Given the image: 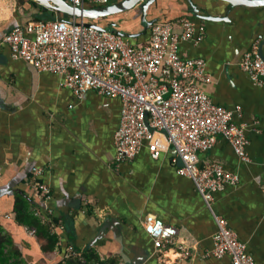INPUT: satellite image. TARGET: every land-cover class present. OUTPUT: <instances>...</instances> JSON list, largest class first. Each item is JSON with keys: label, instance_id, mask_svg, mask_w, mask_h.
<instances>
[{"label": "crops", "instance_id": "crops-1", "mask_svg": "<svg viewBox=\"0 0 264 264\" xmlns=\"http://www.w3.org/2000/svg\"><path fill=\"white\" fill-rule=\"evenodd\" d=\"M91 6L97 5L85 4ZM48 15L68 17L36 0H0V38L17 25ZM184 16L204 24L206 33L198 44L182 43L181 55L205 59L212 82L202 88L217 104L241 106L233 121L247 125L249 139V161L241 160L224 137L199 153L202 165L218 161L239 176L236 185L215 193L210 205L194 181L178 173L172 147L155 158L145 143L134 158L116 161L120 98L89 90L77 99L61 74L40 71L13 58L8 45L0 47V223L12 232L28 263L75 264L82 258L86 264H232L228 255L205 254L213 247L218 214L256 262L264 264V86L239 66L253 43L264 58V3L155 0L146 18L176 22ZM92 21L114 23L133 43L150 37L139 5ZM34 167L42 168V175L35 176ZM36 181L50 185V200L37 196ZM17 193L37 203L42 220L58 236L53 256L44 254L26 225L16 223ZM149 213L178 228L176 240L192 245L188 256L174 245L154 246L143 225Z\"/></svg>", "mask_w": 264, "mask_h": 264}, {"label": "built area", "instance_id": "built-area-1", "mask_svg": "<svg viewBox=\"0 0 264 264\" xmlns=\"http://www.w3.org/2000/svg\"><path fill=\"white\" fill-rule=\"evenodd\" d=\"M66 1L81 7L112 2ZM84 22L71 17L29 21L0 38V47L8 45L13 58L24 59L40 71L61 74L64 85L77 99L89 90L120 98L121 119L114 137L117 162L134 158L145 143L155 158L172 147L178 173L194 181L208 205L226 185H236L239 176L221 162L202 165L199 159L200 152L224 137L241 160H250L247 125L233 121L241 106L231 109L215 103L201 86L212 82L205 59L181 55L182 43L202 41L205 25L189 16L176 22L157 20L150 25L146 41L133 43L116 31L100 30ZM239 66L255 84L264 86V58L256 43L243 54ZM42 173V168H33L35 176ZM35 184L37 196L43 201L52 198L48 183ZM35 214L40 215V211ZM214 217L217 229L213 247L205 254L228 255L232 264H258L228 220L218 214ZM143 225L156 248L174 245L183 256L189 255L192 245L186 239L176 240L179 231L174 225L154 213L145 216ZM25 230L36 233L33 226L26 225Z\"/></svg>", "mask_w": 264, "mask_h": 264}, {"label": "trees", "instance_id": "trees-1", "mask_svg": "<svg viewBox=\"0 0 264 264\" xmlns=\"http://www.w3.org/2000/svg\"><path fill=\"white\" fill-rule=\"evenodd\" d=\"M33 207V209H32ZM35 207V208H34ZM39 210V214L35 211ZM13 211L15 212V221L19 225L33 226L36 228V239L41 243V249L48 257L53 256L54 248L58 241V236L51 231L49 223L42 220L41 210L37 203L22 193L15 196ZM29 246V244H27ZM85 258L87 255L84 256ZM70 262L56 264H70ZM75 264H86L82 258L76 259ZM0 264H30L28 263L23 251L15 244V240L11 231L0 223ZM72 264V263H71ZM74 264V263H73Z\"/></svg>", "mask_w": 264, "mask_h": 264}, {"label": "water", "instance_id": "water-1", "mask_svg": "<svg viewBox=\"0 0 264 264\" xmlns=\"http://www.w3.org/2000/svg\"><path fill=\"white\" fill-rule=\"evenodd\" d=\"M36 1L62 15H66L71 18H79L81 20L88 19L89 21L84 22L88 26H92L100 30L107 29L111 31H116L124 36L125 33L117 30L115 28L114 23H109L107 26H103L93 22L92 20L106 17L121 11L129 10L135 7L136 5H139L141 9L142 22L145 25V27H150V25L154 22V21H148L146 15L149 6L155 0H118L115 2H111L107 5H99V6H91V7L74 6L66 0H36ZM228 1L231 4L235 3V4H248V5H257L264 3V0H228ZM192 9L194 10L195 14L199 16L197 12V8L194 5H192ZM57 17L63 18V16L48 15V17H44L43 20L55 19Z\"/></svg>", "mask_w": 264, "mask_h": 264}]
</instances>
